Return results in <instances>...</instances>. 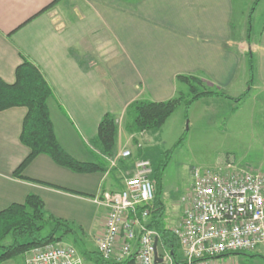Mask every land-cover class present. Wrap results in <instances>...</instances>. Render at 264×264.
I'll return each instance as SVG.
<instances>
[{
    "label": "crops",
    "instance_id": "obj_1",
    "mask_svg": "<svg viewBox=\"0 0 264 264\" xmlns=\"http://www.w3.org/2000/svg\"><path fill=\"white\" fill-rule=\"evenodd\" d=\"M65 1L42 12L55 0H0V77L14 83L24 59L36 65L53 90L49 109L61 147L82 162L99 158L107 170L78 173L41 154L25 168L24 178L14 176L30 153L20 139L27 110L7 109L0 112V212L29 195L39 196L48 213L94 241L96 250L81 254L84 264L87 259L101 264L100 254L91 252L99 253L105 229L103 194L123 190L135 171V158L121 156L130 151L123 141L155 136L125 132L122 137L127 107L135 100L172 99L178 77L186 74L233 86L239 71L246 70L247 57L262 64L258 70L264 79V26L256 41L248 22L236 26V0H84L82 5L72 0L70 15L57 11ZM100 36L109 40H97ZM241 83L243 97L248 82ZM107 114L119 128L116 161L95 144ZM14 259L1 264H15Z\"/></svg>",
    "mask_w": 264,
    "mask_h": 264
},
{
    "label": "rangeland",
    "instance_id": "obj_2",
    "mask_svg": "<svg viewBox=\"0 0 264 264\" xmlns=\"http://www.w3.org/2000/svg\"><path fill=\"white\" fill-rule=\"evenodd\" d=\"M83 2L84 0H76L79 5ZM73 3L72 0H66L59 4L57 11L70 15L76 5H72ZM235 22L238 27L248 22L252 40L256 41L264 26V0H236ZM98 39L109 40L104 36ZM107 47L111 52L113 43H109ZM247 58L246 70L239 71L241 77L238 76L233 86H220L217 81L201 73L186 74L202 80L200 90H221L228 97L203 98L187 108L185 104L191 97L190 87L177 80L175 84L177 93L174 97L182 96L184 100L163 127L157 132H150L155 136L146 140L139 136L137 140L123 141L133 153L128 160L135 158V166L142 159L151 162L153 174L151 173L150 179L154 186L159 187V199L165 208L164 221L171 228L181 221L185 214L183 198L194 184V169H217L231 163L239 168L264 173V79L258 70L259 67L262 68V64L259 63L258 67L256 60L255 64H252L249 63L250 57ZM245 78L248 82L246 83L248 92L242 97L244 93L241 82H244ZM230 96L236 98L232 99ZM238 99H241L240 102ZM125 132L121 128L123 138L127 135ZM112 159L117 160L115 157ZM96 161L104 165L101 159L97 158ZM133 174L132 171L130 176ZM83 233L81 234L83 243L81 240H74L72 236H66L60 243L72 245L87 256L85 251H95L96 246L94 241L87 239ZM25 258L26 254H23L12 261L15 264H22ZM87 263L90 264L89 259ZM218 263L264 264V246L254 251L220 257Z\"/></svg>",
    "mask_w": 264,
    "mask_h": 264
},
{
    "label": "built area",
    "instance_id": "obj_3",
    "mask_svg": "<svg viewBox=\"0 0 264 264\" xmlns=\"http://www.w3.org/2000/svg\"><path fill=\"white\" fill-rule=\"evenodd\" d=\"M151 173L149 160L138 161L123 190L103 194L107 218L97 247L104 260L119 263L133 258L134 264H155L159 236L147 226L150 211L145 208L156 193ZM193 179L183 198L185 214L172 228L180 260L177 263L158 242L160 264H219L225 254L264 246V173L228 163L217 169L196 168ZM25 264H84V259L74 246L57 242L31 250Z\"/></svg>",
    "mask_w": 264,
    "mask_h": 264
},
{
    "label": "trees",
    "instance_id": "obj_4",
    "mask_svg": "<svg viewBox=\"0 0 264 264\" xmlns=\"http://www.w3.org/2000/svg\"><path fill=\"white\" fill-rule=\"evenodd\" d=\"M57 1L55 0L42 12L52 8ZM178 80L190 87L191 97L186 100L185 104L187 108L203 98L226 97L220 91L200 90L202 80L194 75H181ZM52 98L53 90L44 75L36 65L26 59L17 67L14 83H7L0 77V112L15 107H24L27 110L20 139L22 144L30 150V153L16 169L14 176L24 178L25 168L41 154L48 155L58 165L74 172L106 171L105 164L97 161H79L61 147L50 115L49 101ZM183 100L182 96H178L160 102L133 101L125 111V131L130 135L157 132ZM118 137L119 128L115 118L109 114L105 115L98 127L96 146L104 155L112 159L116 156ZM155 191L154 201L145 207L150 211L146 224L158 233L159 245L170 250L178 263V259L180 260L179 241L172 228L164 221L165 208L159 199L158 185L155 186ZM82 232V229L73 223L48 213L39 196L29 195L24 203L13 204L0 212V264L26 254L32 249L50 243L63 242L66 236H72L74 240H81L83 243ZM236 254H241V252L225 254L223 257ZM99 261L101 264L135 263L133 258L112 263L104 260L101 255Z\"/></svg>",
    "mask_w": 264,
    "mask_h": 264
},
{
    "label": "water",
    "instance_id": "obj_5",
    "mask_svg": "<svg viewBox=\"0 0 264 264\" xmlns=\"http://www.w3.org/2000/svg\"><path fill=\"white\" fill-rule=\"evenodd\" d=\"M158 242H159V238H156L155 245H154V249H155V264H160L162 262V259L159 257L158 252H157Z\"/></svg>",
    "mask_w": 264,
    "mask_h": 264
}]
</instances>
